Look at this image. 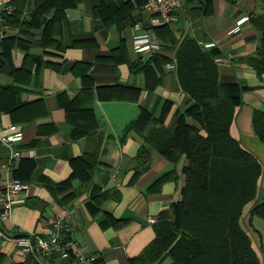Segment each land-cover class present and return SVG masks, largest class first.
<instances>
[{"label":"crops","instance_id":"crops-1","mask_svg":"<svg viewBox=\"0 0 264 264\" xmlns=\"http://www.w3.org/2000/svg\"><path fill=\"white\" fill-rule=\"evenodd\" d=\"M5 2L12 11L0 42V125L18 127L23 140L13 170L5 168L0 143V183L28 186L24 202L2 221L9 236L46 237L47 219L74 211L66 234L95 258L91 264H146L142 253L155 239L154 226L172 218L175 183L164 176L173 167L151 150L148 170L138 175L144 138L135 131L122 137L142 112L154 120L149 127L158 126L171 103L168 126L191 105L176 76L175 54L186 37L215 51L222 84L245 88L231 133L262 166L256 205L264 201V145L253 127L255 112H264V72L257 67H264V0H184L176 23L163 28L153 27L138 0ZM137 25L152 32L159 51L135 52ZM154 57L146 71L132 73L131 66ZM243 225L264 264V220L249 224L246 215ZM0 264L38 263L0 240ZM47 264L69 261L53 257Z\"/></svg>","mask_w":264,"mask_h":264},{"label":"trees","instance_id":"trees-1","mask_svg":"<svg viewBox=\"0 0 264 264\" xmlns=\"http://www.w3.org/2000/svg\"><path fill=\"white\" fill-rule=\"evenodd\" d=\"M10 14L4 15L6 25ZM214 57L215 51L186 37L175 54L176 76L191 105L165 126L172 107L166 102L158 126L149 127L154 120L142 112L123 133L122 141L131 131L144 138L136 157L138 175L148 170L151 150L173 167L164 176L175 183L172 218L154 226L155 239L142 253L146 264H262L243 225L246 215L249 224L253 217L264 220V201L256 205L262 166L231 133L245 88L222 84ZM155 58L131 66L132 73L146 71ZM257 67L264 72L263 65ZM253 127L264 145V112H255Z\"/></svg>","mask_w":264,"mask_h":264},{"label":"built area","instance_id":"built-area-1","mask_svg":"<svg viewBox=\"0 0 264 264\" xmlns=\"http://www.w3.org/2000/svg\"><path fill=\"white\" fill-rule=\"evenodd\" d=\"M151 14L153 27L171 26L177 21V12L182 8L184 0H138ZM235 1V0H228ZM10 8L5 0H0V41L6 37L4 15L10 14ZM152 32L145 31L140 25L132 28L133 47L135 52H157L160 46L153 41ZM7 133H5V132ZM23 133L16 126L6 130L0 125V143L7 149L8 160L5 168L13 170L22 151L18 149L22 143ZM28 186L14 179H6L0 183V240L11 241L20 250L24 261L35 258L38 264H47L53 257L68 260L69 264H91L94 257L86 256L76 242L67 239V222L74 211L67 212L63 217L47 219L48 235L37 237L28 234L25 237L9 236L2 226V221L9 219L16 204L24 202ZM153 222V220H149ZM17 232H19L17 230Z\"/></svg>","mask_w":264,"mask_h":264}]
</instances>
